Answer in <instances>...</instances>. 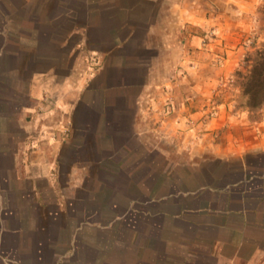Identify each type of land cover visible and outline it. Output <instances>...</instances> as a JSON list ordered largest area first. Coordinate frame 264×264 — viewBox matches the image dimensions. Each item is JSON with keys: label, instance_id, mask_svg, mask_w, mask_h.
Instances as JSON below:
<instances>
[{"label": "crops", "instance_id": "obj_1", "mask_svg": "<svg viewBox=\"0 0 264 264\" xmlns=\"http://www.w3.org/2000/svg\"><path fill=\"white\" fill-rule=\"evenodd\" d=\"M263 6L0 0V264H264Z\"/></svg>", "mask_w": 264, "mask_h": 264}, {"label": "trees", "instance_id": "obj_2", "mask_svg": "<svg viewBox=\"0 0 264 264\" xmlns=\"http://www.w3.org/2000/svg\"><path fill=\"white\" fill-rule=\"evenodd\" d=\"M242 69L238 78L242 80L240 89L244 106L255 113L264 108V45L247 55Z\"/></svg>", "mask_w": 264, "mask_h": 264}, {"label": "rangeland", "instance_id": "obj_3", "mask_svg": "<svg viewBox=\"0 0 264 264\" xmlns=\"http://www.w3.org/2000/svg\"><path fill=\"white\" fill-rule=\"evenodd\" d=\"M254 28L253 30H251L249 33H247V31L243 30L244 32V36L242 37V42H241V46L243 47V50H242V59L240 61V65H241V68L244 66L245 64V60L247 59V54H249L250 52H252V50L256 47H259V45L263 42L264 43V28L256 25V23L253 25ZM248 34V35H247ZM257 35H262V37H260V39H258V36ZM259 40V41H258ZM258 41V42H257ZM84 61V60H83ZM90 61V60H89ZM95 61V60H94ZM93 61V62H94ZM98 60L96 59V62ZM92 62V63H93ZM97 67V65H94V70L95 68ZM229 85L227 87V89H230L232 90L233 88H238L240 87V82L242 81L241 78H238L236 76L234 77H231L229 79ZM232 88V89H231ZM245 100L244 98L242 97L241 99V103L244 104Z\"/></svg>", "mask_w": 264, "mask_h": 264}, {"label": "built area", "instance_id": "obj_4", "mask_svg": "<svg viewBox=\"0 0 264 264\" xmlns=\"http://www.w3.org/2000/svg\"><path fill=\"white\" fill-rule=\"evenodd\" d=\"M170 111H171V105L167 103V104L164 106V112H165V113H169ZM207 114H208V115H214V114H215V110L211 109Z\"/></svg>", "mask_w": 264, "mask_h": 264}]
</instances>
